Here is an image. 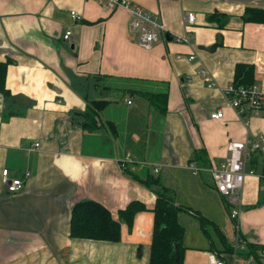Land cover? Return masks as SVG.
Here are the masks:
<instances>
[{
    "label": "crops",
    "instance_id": "1",
    "mask_svg": "<svg viewBox=\"0 0 264 264\" xmlns=\"http://www.w3.org/2000/svg\"><path fill=\"white\" fill-rule=\"evenodd\" d=\"M129 1L130 9L107 0H0V61L11 59L9 95L0 93V264H149L156 195L126 167L139 177L151 172L182 207L183 264H208L212 253L226 264H264L260 179L246 175L235 218L209 170L225 159L230 139L264 135V116L238 115L221 92L237 63L253 65V84L264 88V22L242 17L264 0ZM134 7L160 26L149 49L130 28ZM186 12L195 14L189 28ZM166 91L163 112L155 106ZM93 101L102 102L97 127L84 128L81 113ZM217 109L224 115L212 119ZM197 149L207 165L190 161ZM253 158L259 172L264 146ZM3 168L10 177L30 174L11 192ZM82 200L116 220L133 200L148 210L131 230L120 220L118 242L71 237L72 208Z\"/></svg>",
    "mask_w": 264,
    "mask_h": 264
},
{
    "label": "trees",
    "instance_id": "2",
    "mask_svg": "<svg viewBox=\"0 0 264 264\" xmlns=\"http://www.w3.org/2000/svg\"><path fill=\"white\" fill-rule=\"evenodd\" d=\"M243 20L253 22H264V8L249 7L243 15ZM222 26L224 23L221 24ZM11 59L0 61V93L5 97L9 91L5 86L6 68ZM254 66L246 63H237L234 69L233 83L235 85L253 84ZM162 103L156 108L166 111L167 91L157 94ZM157 95L147 94L150 101ZM101 101H93L81 113L83 115L82 126L88 129H96V115L98 109H101ZM259 152V151H258ZM190 161H196L197 164L207 165V159L204 156L203 149L194 151ZM257 159L251 161V166L257 169ZM264 166V161L260 170ZM124 171L133 178L141 182L156 195L154 207L151 209L154 214V224L151 241V251L149 264H183V254L185 247L182 244L184 228L178 220V213L181 206L175 204L172 199L169 188L162 185L159 178L151 172H147L144 177L133 174L129 169ZM148 210L140 201L133 200L125 208L118 211L120 220L127 224L128 230H131L134 216L140 212ZM113 218L110 211L93 200H82L74 204L70 219V236L78 238H87L95 240H107L118 242L121 239V221ZM254 253V250L252 251Z\"/></svg>",
    "mask_w": 264,
    "mask_h": 264
},
{
    "label": "built area",
    "instance_id": "3",
    "mask_svg": "<svg viewBox=\"0 0 264 264\" xmlns=\"http://www.w3.org/2000/svg\"><path fill=\"white\" fill-rule=\"evenodd\" d=\"M108 6L113 7H125L130 9L133 4L129 0H107ZM134 17L130 21V28L137 31L138 42L144 48H151L160 37L159 27H152L151 17L139 7H134ZM70 15L73 19H79L80 15L71 10ZM195 19L193 12H186L184 14L185 27L189 28ZM71 31L66 30L62 35L64 40L70 38ZM185 39V38H184ZM180 40V39H179ZM177 57H180L178 55ZM194 55H189V59H194ZM200 74L207 81L208 87H214L215 81L211 77L210 73L206 69H202ZM222 95L225 97L228 105L233 108L238 115H263L264 116V88L259 87L256 84L251 85H235L230 83L224 87H221ZM130 102V100H128ZM222 109H217L210 113L212 119H220L223 117ZM39 143H35L38 146ZM264 146V135H251L244 140L230 139L226 143L227 156L218 165L209 167L211 175L213 177L217 190L224 196H226L232 208V217H238L240 214L241 205V193L243 183L247 174L257 175L260 179V183L264 187V166L259 172L255 167L251 166L253 155L262 150ZM250 158V163H248ZM190 169L193 173H196L199 168L194 163H190ZM157 171V168L155 167ZM29 172L26 171L22 177H10L7 168H3L1 172V181L7 187L8 191L15 192L23 187L24 179L29 176ZM236 248H243V243L239 236L236 241ZM208 264H226L225 261L217 258L213 253L209 255Z\"/></svg>",
    "mask_w": 264,
    "mask_h": 264
},
{
    "label": "rangeland",
    "instance_id": "4",
    "mask_svg": "<svg viewBox=\"0 0 264 264\" xmlns=\"http://www.w3.org/2000/svg\"><path fill=\"white\" fill-rule=\"evenodd\" d=\"M250 160H251V159H250V158H248V163H250ZM233 226H235V224H233Z\"/></svg>",
    "mask_w": 264,
    "mask_h": 264
}]
</instances>
